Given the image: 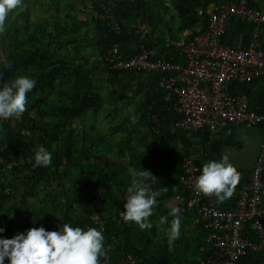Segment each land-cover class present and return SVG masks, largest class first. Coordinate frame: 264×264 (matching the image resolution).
<instances>
[{"label": "trees", "instance_id": "16d2710c", "mask_svg": "<svg viewBox=\"0 0 264 264\" xmlns=\"http://www.w3.org/2000/svg\"><path fill=\"white\" fill-rule=\"evenodd\" d=\"M242 1L259 12L260 0H171L169 5L163 0H90L88 31H81L76 20L63 26L54 23L49 32L42 25L26 28L16 47L0 61V83L8 84L20 75L36 81L26 94L25 112L0 120V158L15 165L14 178L0 174V187L11 189L8 195H0V227L4 228L0 237L11 238L32 227L56 230L60 223H69L102 232L107 257H101L100 264L111 263L112 243L120 254H132L145 264H197L203 259L204 223L188 205L191 192L180 183L182 162L189 157L192 143L176 127L180 117L173 103L163 99L161 75L110 68L109 60L112 54L130 59L145 49L153 52L151 60L184 62L178 46L183 32L192 33L184 39L186 45L207 27L209 9L217 11ZM29 2L23 0L19 6L25 22ZM12 29L16 38L20 30L15 22ZM88 47L94 49L93 67L82 53ZM132 96L136 101L131 110L119 116ZM99 112L117 123L90 137L79 126ZM75 122L81 125L74 127ZM115 134L124 135L114 139ZM37 145L52 152L51 165L34 166ZM114 149L117 157L110 160L107 155ZM143 170L154 177L147 183L160 195L148 217L152 227L142 230L120 212L124 192L136 179L133 173ZM173 199L178 200L175 208L168 205ZM173 209L179 211L173 214ZM94 214L100 224L91 218ZM162 216L168 217L167 223L160 222ZM176 216L181 220L180 235L169 242ZM249 226L243 238L255 241ZM239 264H264V253L248 251Z\"/></svg>", "mask_w": 264, "mask_h": 264}, {"label": "built area", "instance_id": "2783aa9c", "mask_svg": "<svg viewBox=\"0 0 264 264\" xmlns=\"http://www.w3.org/2000/svg\"><path fill=\"white\" fill-rule=\"evenodd\" d=\"M232 16L254 23H263L264 14L250 9L244 1L208 11V25L181 46L184 62L151 60L153 52L142 49L130 59L112 54L110 68L125 72L146 70L160 73L159 86L165 91L164 101L180 117L176 127L184 132L206 129L215 133L222 127L255 125L264 122V115L250 109L247 97L232 94L233 82L249 83L264 75V46L255 39L246 49L222 44L228 19ZM114 52V51H113ZM12 165L0 160V174L9 172ZM200 166L190 157L183 160L180 183L191 192L188 203L206 230V255L197 264H239L248 251L264 253V134L247 185L241 190L236 205L220 209L214 196L195 188ZM10 187H0L7 195ZM95 223H101L94 214ZM256 240L243 238L247 226ZM103 229V223L101 226ZM111 264H145L141 258L122 253Z\"/></svg>", "mask_w": 264, "mask_h": 264}, {"label": "clouds", "instance_id": "9594fccd", "mask_svg": "<svg viewBox=\"0 0 264 264\" xmlns=\"http://www.w3.org/2000/svg\"><path fill=\"white\" fill-rule=\"evenodd\" d=\"M22 2L23 0H0V31L4 30L9 13L22 5ZM35 84L36 81L27 75L17 76L8 84L0 83V120L19 117L25 112L26 94ZM2 160L15 166L12 162ZM33 160L34 166L47 167L52 164V152L43 145H37ZM12 167L5 174L8 179L13 173ZM133 175L136 179L124 192L120 216L125 221L134 222L142 230L148 229L152 227L148 217L152 215L160 192L152 190L147 183L148 178L153 177L148 171L134 172ZM239 180L240 173L225 154L202 165L195 188L201 193L214 196L221 203L231 197ZM178 211L179 209H173V214ZM160 222L167 223L168 217H160ZM180 225L181 220L176 216L168 232L169 242L179 237ZM3 232L4 228L0 227V233ZM101 257L106 258L107 251L104 236L95 227L84 229L60 223L56 230H46L42 226L32 227L11 238L0 237V264H5L6 261L7 264H100Z\"/></svg>", "mask_w": 264, "mask_h": 264}, {"label": "crops", "instance_id": "0c3cea01", "mask_svg": "<svg viewBox=\"0 0 264 264\" xmlns=\"http://www.w3.org/2000/svg\"><path fill=\"white\" fill-rule=\"evenodd\" d=\"M259 12L264 14V0H260ZM191 34V31L183 32L178 46L181 47L184 39ZM255 39L264 46V22L254 23L232 16L226 23L221 42L225 46L246 49ZM230 91L232 94L245 95L249 101L250 109L256 114L264 115V75L249 83L233 82L230 84ZM263 134L264 122L250 126H226L215 133H210L206 129L187 133L192 143L189 157L200 168L205 162L219 159L226 154L240 173V180L233 189L231 197L221 203H218L214 197L216 207L231 209L236 205L241 190L247 185L248 175L254 166ZM175 201L178 203L177 199ZM108 250L109 259L112 263H116L121 255L117 251V247L110 244Z\"/></svg>", "mask_w": 264, "mask_h": 264}, {"label": "rangeland", "instance_id": "374dc122", "mask_svg": "<svg viewBox=\"0 0 264 264\" xmlns=\"http://www.w3.org/2000/svg\"><path fill=\"white\" fill-rule=\"evenodd\" d=\"M50 7L45 6L49 2H53ZM164 4H170L171 0H163ZM26 8L28 9L27 15H26V21L21 19L22 14L19 13V6L12 10V12L9 13L8 17L5 21V27L3 31H0V61L5 57V55L14 47H16V44H18V38H20L23 34H25L26 28L34 27V25H42L44 26V30L46 31H53L54 30V23H60L61 26L65 25V23H69L70 20H76L78 23L81 24V31H88L90 29L92 23H91V16L89 13L93 11L91 7L90 0H30L29 4H26ZM14 13L16 15H14ZM68 15V16H66ZM25 16V15H24ZM15 22L18 26V29L20 30V33L16 35L17 37L14 38V30L12 29V23ZM10 28V29H9ZM6 29H9L7 32ZM8 33V36L6 34ZM94 49L91 47L88 48H82V53L86 58L89 59V66H94V58L93 52ZM73 52V51H72ZM92 62V65H91ZM103 84L105 85L102 90V95L105 96L108 93L107 88V81H103ZM136 99L134 96L130 97V102L126 106H123L121 109L122 115L123 113L129 112L131 110L130 105L132 106V103H134ZM107 106H104V109ZM110 108V107H109ZM107 115L104 112H99L97 114H91L87 117V119L84 121L85 123L81 125V122H75L74 127H80V130H88L89 136L97 135L100 132L105 133L106 129L111 126L115 125L117 123V119H111L109 117H106ZM122 135L124 134H115L113 136L114 139H121ZM116 149L111 151L107 157L110 160H114L116 156ZM15 175L12 173L11 177L9 179L14 178ZM168 205L171 208H175L177 205V201H169ZM8 207L10 212H13V209L9 205H4Z\"/></svg>", "mask_w": 264, "mask_h": 264}]
</instances>
